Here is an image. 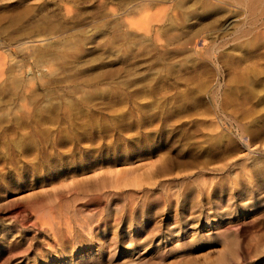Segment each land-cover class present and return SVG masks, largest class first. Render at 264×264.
Here are the masks:
<instances>
[{
  "label": "rangeland",
  "instance_id": "obj_1",
  "mask_svg": "<svg viewBox=\"0 0 264 264\" xmlns=\"http://www.w3.org/2000/svg\"><path fill=\"white\" fill-rule=\"evenodd\" d=\"M0 264H264V0H0Z\"/></svg>",
  "mask_w": 264,
  "mask_h": 264
}]
</instances>
